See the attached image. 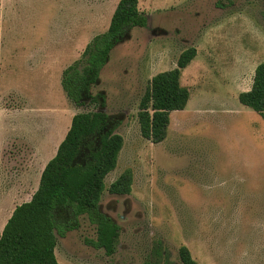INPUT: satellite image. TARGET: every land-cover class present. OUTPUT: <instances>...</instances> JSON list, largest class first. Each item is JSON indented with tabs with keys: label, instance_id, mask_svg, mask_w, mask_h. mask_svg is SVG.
I'll use <instances>...</instances> for the list:
<instances>
[{
	"label": "rangeland",
	"instance_id": "374dc122",
	"mask_svg": "<svg viewBox=\"0 0 264 264\" xmlns=\"http://www.w3.org/2000/svg\"><path fill=\"white\" fill-rule=\"evenodd\" d=\"M138 1L148 27L115 47L92 89L124 139L100 203L120 226L116 251L95 249L96 228L82 218L79 230L58 239L56 257L60 264H145L161 245L175 264L182 246L199 264H264V121L238 100L264 63V0ZM116 4L0 0V236L35 193L72 118L95 110L76 108L62 77L107 32ZM189 48L197 57L181 83L191 98L172 114L165 141L152 144L140 132L141 99ZM127 170L131 194L111 195Z\"/></svg>",
	"mask_w": 264,
	"mask_h": 264
},
{
	"label": "trees",
	"instance_id": "16d2710c",
	"mask_svg": "<svg viewBox=\"0 0 264 264\" xmlns=\"http://www.w3.org/2000/svg\"><path fill=\"white\" fill-rule=\"evenodd\" d=\"M148 16L138 0H120L106 33L96 36L80 61L63 73L62 87L76 108L95 110L76 114L55 157L48 162L38 190L29 202L15 208L0 236V264H60L56 257L58 239L81 227L86 218L96 228L95 249L112 256L120 236V226L101 211L106 191L105 179L116 170L124 147L117 134L121 122L102 112L104 96H93L92 89L109 62L110 55L133 29L148 27ZM197 57V50L183 51L175 69L154 76L139 105L141 136L158 145L167 138L173 112L184 111L191 98L181 83L183 72ZM241 105L264 121V63L257 66L249 91L239 94ZM88 103V105H86ZM133 175L124 172L108 189L111 195H130ZM152 261L145 264H175L156 248ZM181 264H199L190 250H179Z\"/></svg>",
	"mask_w": 264,
	"mask_h": 264
},
{
	"label": "crops",
	"instance_id": "0c3cea01",
	"mask_svg": "<svg viewBox=\"0 0 264 264\" xmlns=\"http://www.w3.org/2000/svg\"><path fill=\"white\" fill-rule=\"evenodd\" d=\"M119 1H120V0H117V4H116V6H115V9H116V7H117ZM115 9H114L113 12H112V16H113V14H114ZM112 16H111V19H112ZM110 23H111V20L108 22V26H110ZM178 112H181V111H178ZM173 113H175V112H173ZM173 113H172V114H173ZM172 114H171V116H172ZM170 124H171V123H170ZM70 126H71V125H70ZM67 133H68V132H67ZM65 137H66V134L64 135V137H63V139L61 140V142L57 145V148H56L54 154L50 157V159H49L47 162H45V164L43 165V167H42L41 170L39 171L38 176H37V185H36L35 192H36V191L38 190V188H39L41 175H42V173H43V171H44L46 165L48 164V162H49L50 160H52V159L55 157V155H56V153H57V150H58L60 144L62 143V141L65 139ZM41 146H43V145H41ZM43 156H44V158L46 157L45 155H43ZM43 156H42V157H43ZM33 195H34V193H33ZM33 195H32V196H33ZM32 196H31L27 201H25V202H23V203L29 202V201L31 200ZM23 203H21V204H23ZM21 204H19V205H21ZM19 205H18V206H19Z\"/></svg>",
	"mask_w": 264,
	"mask_h": 264
}]
</instances>
